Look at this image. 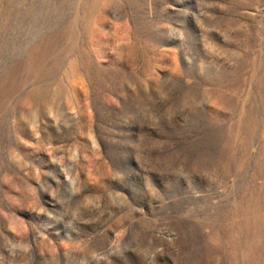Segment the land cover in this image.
Returning <instances> with one entry per match:
<instances>
[{"label":"rangeland","instance_id":"obj_1","mask_svg":"<svg viewBox=\"0 0 264 264\" xmlns=\"http://www.w3.org/2000/svg\"><path fill=\"white\" fill-rule=\"evenodd\" d=\"M0 264H264V0H0Z\"/></svg>","mask_w":264,"mask_h":264}]
</instances>
